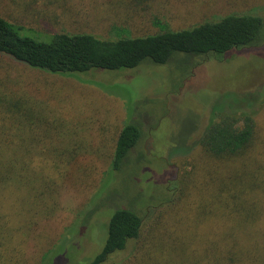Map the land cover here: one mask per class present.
<instances>
[{"label":"trees","instance_id":"obj_1","mask_svg":"<svg viewBox=\"0 0 264 264\" xmlns=\"http://www.w3.org/2000/svg\"><path fill=\"white\" fill-rule=\"evenodd\" d=\"M9 3L25 17L38 1ZM263 10L232 11L178 29L156 16L153 33L124 34L123 26L114 24L111 32L117 34L103 37L41 30L4 15L0 6V58L80 82L90 71L134 69L147 60L163 65L177 54L197 66L259 47ZM36 88L8 70L0 73V264H25L23 250L18 254L24 249L21 235L56 217L79 157L107 155L81 149L68 122L52 115ZM254 114L214 110L198 140L184 151L188 156H175L180 160L171 197L147 217L129 208L115 210L105 244L88 264H264V128ZM133 115L129 110L104 173L120 170L143 136V121Z\"/></svg>","mask_w":264,"mask_h":264},{"label":"rangeland","instance_id":"obj_2","mask_svg":"<svg viewBox=\"0 0 264 264\" xmlns=\"http://www.w3.org/2000/svg\"><path fill=\"white\" fill-rule=\"evenodd\" d=\"M37 1L25 17L9 0H1L0 6L4 15L24 19L41 30L103 37L117 34L111 32L114 24L122 25L124 34L153 33L156 16L178 29L232 11L264 9V0ZM261 16L264 20V13ZM261 37L264 41V27ZM195 64L177 54L163 65L147 60L134 69L90 71L81 75L87 81L80 82L0 58V73L8 70L19 81L34 84L49 101L52 115L68 122L81 149L107 154L96 155L98 160L86 154L75 162L73 175L61 191L56 217L21 235L24 249H18V254L25 253L23 263L88 264L103 248L115 210L129 208L149 216L153 207L172 195L175 164L180 160L175 156L188 154L184 151L198 140L214 110L254 111L264 128V42L223 59ZM129 110L143 121V136L120 170L104 173Z\"/></svg>","mask_w":264,"mask_h":264}]
</instances>
